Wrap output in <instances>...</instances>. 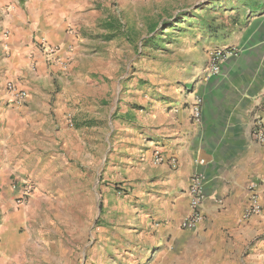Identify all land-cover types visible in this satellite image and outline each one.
Instances as JSON below:
<instances>
[{"label": "crops", "instance_id": "1", "mask_svg": "<svg viewBox=\"0 0 264 264\" xmlns=\"http://www.w3.org/2000/svg\"><path fill=\"white\" fill-rule=\"evenodd\" d=\"M110 1L0 0V165L5 167L17 158L19 172H29L24 180L32 190L31 179L41 176L29 165L41 159L56 163L58 147L67 145L64 122L73 99L65 87L72 64L90 43L116 38L119 26L104 14ZM243 1L248 8L240 7ZM253 2L258 8L245 18ZM210 4L237 7L239 19L244 18L242 26H227L231 32L225 37H207L204 31L208 39L204 42L194 33L191 44L201 45L205 52L235 48L237 56L227 59L220 72L209 78L205 77L206 58L171 61L180 76L169 79L167 93L147 97L144 121L137 123L133 142L129 141L131 151L121 156L127 154L132 164L129 182L135 207H148L153 255L161 253L168 261L177 251L180 262L193 249L194 264H264V141L256 143L251 136L255 121L264 127V0ZM89 31L92 39L87 37ZM42 42L61 49L65 69L58 62H46ZM8 82L27 92L23 105L8 103ZM196 99L200 101L199 122L191 119ZM8 144L11 151L5 150ZM155 148L166 162L153 163ZM169 159L176 161L175 168L167 164ZM195 173L204 177L205 199L201 222L194 232H187L179 225L188 210L186 190ZM251 180L260 181L261 214L243 219L246 186ZM41 190L39 184L34 191ZM11 195L16 194L11 191Z\"/></svg>", "mask_w": 264, "mask_h": 264}, {"label": "rangeland", "instance_id": "2", "mask_svg": "<svg viewBox=\"0 0 264 264\" xmlns=\"http://www.w3.org/2000/svg\"><path fill=\"white\" fill-rule=\"evenodd\" d=\"M214 1L113 0L106 5V20L119 30L112 41L85 46L70 68L65 89L73 102L64 122L67 145L58 147L56 163L41 159L29 165L41 176L31 179L35 189L40 184L42 190L34 189L24 204H17L16 190L29 172H19L17 158L0 165V264H194L193 249L180 262L177 251L168 261L161 253L152 254L148 207H135L132 164L127 154L121 155L131 151L147 97L167 93L169 79L180 76L170 62L208 59V51L191 44L194 33L202 42L208 40L197 20L187 17L177 24L180 29L159 35L161 22L192 12L230 27L234 11L211 5ZM205 3L215 11L196 10ZM154 24L158 32L151 33ZM92 35L89 31L88 39ZM154 37L165 39L158 41L161 49L142 46ZM76 129L81 130L74 133ZM5 150H12L10 144Z\"/></svg>", "mask_w": 264, "mask_h": 264}, {"label": "built area", "instance_id": "3", "mask_svg": "<svg viewBox=\"0 0 264 264\" xmlns=\"http://www.w3.org/2000/svg\"><path fill=\"white\" fill-rule=\"evenodd\" d=\"M43 54L47 63L58 62L59 65L65 69L67 66L66 59L61 57V49L59 47H52L42 42ZM69 52V51H68ZM238 51L235 48H216L208 52V64L205 70V77L209 78L217 75L220 72L221 65L229 58L236 57ZM6 92L8 94V103L13 106L23 105L28 97L25 90L18 88L14 83L8 82L6 84ZM200 101L196 99L191 105V119L193 122L200 120ZM252 139L256 143L264 141V127L261 121H255L252 130ZM152 161L155 165L162 164L164 161L159 149L155 148L152 152ZM167 164L175 168L176 161L169 159ZM204 177L201 173H195L190 177L189 185L186 190V197L188 199V210L184 218L180 221L179 228L182 231L194 232L202 220L200 207L205 194L203 190ZM260 181L251 180L246 186L247 204L243 210V219H249L252 216L261 214V204L259 195ZM17 204H24L32 193V185L27 180L22 181V187L17 189Z\"/></svg>", "mask_w": 264, "mask_h": 264}, {"label": "trees", "instance_id": "4", "mask_svg": "<svg viewBox=\"0 0 264 264\" xmlns=\"http://www.w3.org/2000/svg\"><path fill=\"white\" fill-rule=\"evenodd\" d=\"M209 4V3H207ZM207 4H202V5H198L197 7V10H201V11H208V12H211V11H215L213 9H210L206 6H208ZM254 4V2H253ZM231 6V5H230ZM230 6L226 7V5H222V6H219L218 8H221L223 9V11H226V10H229ZM233 6H236V5H233ZM232 7V6H231ZM240 7L241 8H248L249 5L248 3L246 2H242L240 3ZM258 8L257 4H254V6L252 8L249 9L248 11V14L246 13L244 16L245 18L246 17H251L252 14H254L256 11V9ZM236 8H231L230 10H236ZM241 16L240 14V11H237L231 16L229 17L230 20H231V26L230 28L233 29L237 26H242V22H243V19H239ZM189 18V19H195L198 21V25L200 26V28L202 30L205 31V33L207 34V37H211V38H215V37H225L227 33L231 32L230 30L231 29H227V25L223 26V25H215L214 22H213V18L214 17H209L208 19H204L203 17L200 18L199 16L197 15H194V13L192 12H186L185 14H177L175 17H174V20L173 21H164L160 24V29H159V35H163V31L164 30H167V29H173V27H176L177 29H180V27L177 26V24L179 23H182V22H185V18ZM191 24V23H189ZM107 27H109L110 29H114L116 28L115 26H113L112 24H106ZM174 30V29H173ZM155 32H158V25H153L151 27V33H155ZM171 33H166V37H169ZM108 38H111V37H107L106 39ZM157 40V41H156ZM158 41L159 42H164L165 39H155L154 38H151V39H147V43L142 45L144 46L145 48H154L155 50H158L159 48L161 49V45H158Z\"/></svg>", "mask_w": 264, "mask_h": 264}]
</instances>
